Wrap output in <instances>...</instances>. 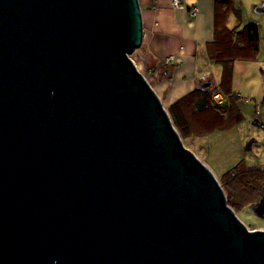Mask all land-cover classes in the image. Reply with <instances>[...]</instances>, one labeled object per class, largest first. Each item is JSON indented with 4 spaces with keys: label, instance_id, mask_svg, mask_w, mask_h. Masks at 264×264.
<instances>
[{
    "label": "water",
    "instance_id": "water-1",
    "mask_svg": "<svg viewBox=\"0 0 264 264\" xmlns=\"http://www.w3.org/2000/svg\"><path fill=\"white\" fill-rule=\"evenodd\" d=\"M143 38L140 0H0V264H264Z\"/></svg>",
    "mask_w": 264,
    "mask_h": 264
},
{
    "label": "crops",
    "instance_id": "crops-1",
    "mask_svg": "<svg viewBox=\"0 0 264 264\" xmlns=\"http://www.w3.org/2000/svg\"><path fill=\"white\" fill-rule=\"evenodd\" d=\"M217 1L181 0L186 8H180L174 6L173 0H140L144 22V38L140 47L142 63L150 70L149 82L166 107L196 87L209 83L221 88L227 96L239 97L237 104L244 117L240 105L244 88L240 75L252 78L253 83L258 82L251 87L250 93L255 94L258 90L259 97L264 98V0H235V5L241 10V18L232 12L227 25L233 27L238 23L256 22L261 38L257 57L238 58L232 72L226 75L223 74L224 65L213 61L209 55L208 44L216 36ZM191 8L198 10L196 16L190 15ZM170 56L173 57L171 63H166ZM167 64L173 66L171 77L163 75L160 70ZM257 106L260 108L259 104Z\"/></svg>",
    "mask_w": 264,
    "mask_h": 264
},
{
    "label": "trees",
    "instance_id": "trees-1",
    "mask_svg": "<svg viewBox=\"0 0 264 264\" xmlns=\"http://www.w3.org/2000/svg\"><path fill=\"white\" fill-rule=\"evenodd\" d=\"M241 18V10L235 0H218L216 7V36L209 43L210 58L224 65V75L232 72L234 62L240 58H256L259 52L260 32L256 22L233 27L227 25L230 13ZM153 69V68H152ZM173 66H161V72L172 76ZM216 87L198 86L185 94L167 109L181 137L207 134L215 129H230L243 118L237 104L239 97L228 96L223 104L213 101ZM228 202L238 213L244 207L255 205L264 194V170L260 168L231 170L226 181L221 183Z\"/></svg>",
    "mask_w": 264,
    "mask_h": 264
},
{
    "label": "rangeland",
    "instance_id": "rangeland-1",
    "mask_svg": "<svg viewBox=\"0 0 264 264\" xmlns=\"http://www.w3.org/2000/svg\"><path fill=\"white\" fill-rule=\"evenodd\" d=\"M130 57L151 81V72L142 63L140 48L135 49ZM239 80L244 87L240 101L245 115L243 119L230 129H215L200 136L182 137L184 145L211 168L221 183L227 180L231 170L264 167V103H261L264 98L259 97L258 90L255 94L250 93L251 87L258 82L253 83L252 78H242L241 75ZM257 207L258 204L255 207L250 205L237 213L250 229H264V215L258 214Z\"/></svg>",
    "mask_w": 264,
    "mask_h": 264
},
{
    "label": "built area",
    "instance_id": "built-area-1",
    "mask_svg": "<svg viewBox=\"0 0 264 264\" xmlns=\"http://www.w3.org/2000/svg\"><path fill=\"white\" fill-rule=\"evenodd\" d=\"M173 4L175 7H180V8H186L185 5L181 2V0H173ZM189 13L192 16H196L198 14V10L196 8H191L189 9ZM173 57L170 56L166 59V63H171ZM228 96L225 94V92L221 88H217L216 91L213 94V101L216 104H223L227 101Z\"/></svg>",
    "mask_w": 264,
    "mask_h": 264
},
{
    "label": "flooded vegetation",
    "instance_id": "flooded-vegetation-1",
    "mask_svg": "<svg viewBox=\"0 0 264 264\" xmlns=\"http://www.w3.org/2000/svg\"><path fill=\"white\" fill-rule=\"evenodd\" d=\"M263 196H264V194H263ZM263 196H262V197H263ZM261 199H262V198H261ZM261 199H260V200H261ZM258 203H259V202H257V203L254 205V207H255Z\"/></svg>",
    "mask_w": 264,
    "mask_h": 264
}]
</instances>
